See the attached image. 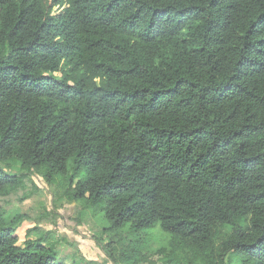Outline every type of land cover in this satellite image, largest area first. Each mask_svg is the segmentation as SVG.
I'll return each mask as SVG.
<instances>
[{
	"label": "trees",
	"instance_id": "obj_1",
	"mask_svg": "<svg viewBox=\"0 0 264 264\" xmlns=\"http://www.w3.org/2000/svg\"><path fill=\"white\" fill-rule=\"evenodd\" d=\"M35 175L115 264H264V0H0V196ZM24 219L0 264H67Z\"/></svg>",
	"mask_w": 264,
	"mask_h": 264
},
{
	"label": "rangeland",
	"instance_id": "obj_2",
	"mask_svg": "<svg viewBox=\"0 0 264 264\" xmlns=\"http://www.w3.org/2000/svg\"><path fill=\"white\" fill-rule=\"evenodd\" d=\"M32 180L39 189L28 197L25 194L33 189L30 182H27L23 190L7 196H0V211L11 214L20 213L25 216L16 230L17 244L22 243L26 230L36 225L46 235L47 242L56 241L58 249L56 258L58 260H63L67 264H71V262L73 264H115L108 259L102 245L96 242V238L101 236L102 230L107 226L103 215L85 208L79 201L70 202L64 198L56 199L52 194L51 187L40 176H32ZM117 231H119L118 235L122 233L124 236L118 244L116 243L118 248H121L124 243L133 246L140 239H147L150 240L148 247L154 250L164 244L162 242L166 240L167 235L159 225L152 229L136 231L126 226ZM38 235L36 232L32 234V238ZM110 238V233L104 235L103 244ZM158 256L159 254L156 253L151 255L152 259L156 260ZM158 264L161 262L158 261Z\"/></svg>",
	"mask_w": 264,
	"mask_h": 264
},
{
	"label": "clouds",
	"instance_id": "obj_3",
	"mask_svg": "<svg viewBox=\"0 0 264 264\" xmlns=\"http://www.w3.org/2000/svg\"><path fill=\"white\" fill-rule=\"evenodd\" d=\"M54 9H57V7H55ZM55 11H57V10H55Z\"/></svg>",
	"mask_w": 264,
	"mask_h": 264
}]
</instances>
